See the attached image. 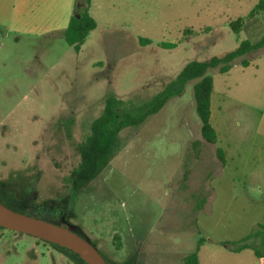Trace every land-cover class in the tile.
I'll return each mask as SVG.
<instances>
[{"label": "rangeland", "instance_id": "rangeland-1", "mask_svg": "<svg viewBox=\"0 0 264 264\" xmlns=\"http://www.w3.org/2000/svg\"><path fill=\"white\" fill-rule=\"evenodd\" d=\"M259 1L92 0L98 26L75 52L64 32L86 0H0V202L51 210L48 217L26 212L71 226L108 264H185L197 250L203 262L211 255L214 264H255L264 249L252 247L264 237L253 236L264 224V47L227 74L209 72L216 144L202 137L193 81L142 126L125 129L117 156L77 196L69 175L108 95L140 106L188 63L260 41L264 12L239 34L230 27ZM243 240L250 248L222 255V245ZM68 259L47 242L0 228V264Z\"/></svg>", "mask_w": 264, "mask_h": 264}, {"label": "trees", "instance_id": "trees-1", "mask_svg": "<svg viewBox=\"0 0 264 264\" xmlns=\"http://www.w3.org/2000/svg\"><path fill=\"white\" fill-rule=\"evenodd\" d=\"M91 1L92 0H86L87 7L82 13L70 19L69 25L64 32L66 43L75 52L81 50L88 36L95 31L98 26L96 20L89 13ZM262 12H264V0H260L246 17L231 21L230 27L232 31L235 34H239L247 21L256 18ZM191 32V30H186L184 34L188 35ZM139 42L141 45L152 44L150 39L142 37L139 38ZM160 46L165 49L175 48L174 44L162 43ZM263 47L264 37L256 43L245 40L234 51L228 52L223 56L212 57L205 61H192L182 69L178 77L162 92L140 106H133L129 103L131 108H125V105H129L126 101L114 95H108L105 98V104L101 114L91 123L88 137L79 144L80 163L69 175L71 192L76 196L79 195L87 185L93 182L105 169H107L120 151V134L125 129L142 126L148 118L163 110L171 99L181 96L186 86L193 81L195 82L193 85L195 109L200 121L202 137L207 143L216 144L218 141V134L211 124L214 80L209 72L218 69L220 74H227L230 72L232 64L237 59L258 51ZM249 64L247 60L242 61L243 67H248ZM217 154L219 159L225 162L224 151L218 149ZM6 206L16 212L29 216L32 215L28 214L26 211L45 217H48L51 213V210L45 209L42 206H36L30 202L25 207L18 205H15V208L8 205ZM261 229L263 232L260 231ZM262 234L264 235V224L259 226V231L253 236L261 237ZM253 236L246 239L250 240ZM115 240L118 241L117 247L120 249L122 247L119 242L120 238L115 237ZM244 242L243 240L236 243L237 246L234 250L239 252L248 248L249 246ZM50 245L68 255L76 264H86L80 256L74 252L54 244ZM198 252L199 250L188 256L185 259V264H199ZM124 264H133V262L132 260H128Z\"/></svg>", "mask_w": 264, "mask_h": 264}, {"label": "water", "instance_id": "water-1", "mask_svg": "<svg viewBox=\"0 0 264 264\" xmlns=\"http://www.w3.org/2000/svg\"><path fill=\"white\" fill-rule=\"evenodd\" d=\"M0 228L30 235L38 240L66 248L86 264H108L99 251L70 227L16 212L0 202Z\"/></svg>", "mask_w": 264, "mask_h": 264}, {"label": "crops", "instance_id": "crops-1", "mask_svg": "<svg viewBox=\"0 0 264 264\" xmlns=\"http://www.w3.org/2000/svg\"><path fill=\"white\" fill-rule=\"evenodd\" d=\"M263 56H264V54H263ZM259 61H260V63H262V57L261 58H259ZM260 66V64H258V67ZM259 244H262V245H264L263 244V241H260V240H257V241H255V242H253L252 243V246H258ZM134 246L136 247V248H139L141 245L139 244V243H137V242H134ZM222 247V255L224 254V253H231V254H234L235 252H237V251H235L234 250V248H233V246H230V245H226V246H224V245H222L221 246ZM121 251H123L122 249H121ZM200 252V251H199ZM199 257V256H198ZM224 257H226V256H224ZM209 259L208 260H206L205 262H203L200 258H199V264H214V262H211L210 260L212 259V258H214L213 256H209L208 257ZM128 261V260H127ZM127 261H121V260H117V262H115L114 264H124V263H126ZM138 261L139 260H137L136 262H133V264L135 263H138ZM255 264H264V249H263V251H259L258 253H257V256H256V261L254 262Z\"/></svg>", "mask_w": 264, "mask_h": 264}, {"label": "flooded vegetation", "instance_id": "flooded-vegetation-1", "mask_svg": "<svg viewBox=\"0 0 264 264\" xmlns=\"http://www.w3.org/2000/svg\"><path fill=\"white\" fill-rule=\"evenodd\" d=\"M71 227V226H70ZM50 244V243H49ZM52 246V245H51ZM95 247V246H94ZM96 248V247H95ZM100 253V252H99ZM101 255H102V253H100ZM68 256V255H67ZM103 256V255H102ZM69 257V256H68ZM104 257V256H103ZM104 259L106 260V258L104 257ZM69 262L71 263V264H76L70 257H69ZM54 262H55V260H54ZM53 262V263H54Z\"/></svg>", "mask_w": 264, "mask_h": 264}]
</instances>
